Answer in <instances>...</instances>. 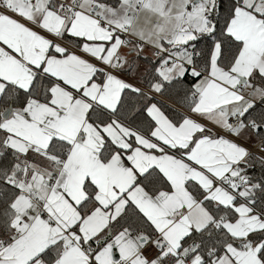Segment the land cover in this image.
Segmentation results:
<instances>
[{"label": "snow or ice", "instance_id": "obj_1", "mask_svg": "<svg viewBox=\"0 0 264 264\" xmlns=\"http://www.w3.org/2000/svg\"><path fill=\"white\" fill-rule=\"evenodd\" d=\"M0 264H264V0H0Z\"/></svg>", "mask_w": 264, "mask_h": 264}]
</instances>
